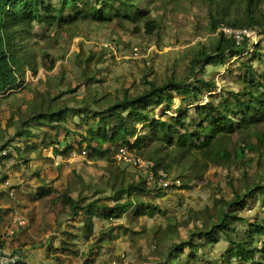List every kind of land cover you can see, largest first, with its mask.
<instances>
[{"label": "trees", "instance_id": "1", "mask_svg": "<svg viewBox=\"0 0 264 264\" xmlns=\"http://www.w3.org/2000/svg\"><path fill=\"white\" fill-rule=\"evenodd\" d=\"M155 1L161 3L164 0H0V95L23 83L25 67L36 71L35 50L29 40L37 26L47 28L54 23L73 25L85 19L100 22L118 18L143 21L145 32L152 34L159 25L155 18L149 17V5ZM215 1L218 8L214 14L219 16L211 18V21L216 38L207 46L193 51L187 73L181 79L174 73L160 81L143 76L142 88L136 92L125 89L108 100L93 98L91 103L73 109L64 107L51 111L53 97L41 99L33 102L23 116V127L16 130L17 137L28 141L30 137L38 136L30 128L29 121H33L36 130L42 131L43 126L54 129V140L47 141L48 133L44 131L41 145L43 148L57 145L58 154L76 150L79 154H87L91 160L105 161L113 167L115 155L121 147L127 146L136 155L152 161L155 174L161 169L171 177L169 170L175 163L182 165V172L200 178L210 164L219 166L221 160L231 159L223 144L237 133L242 144L237 146L233 157L243 160L245 152L253 150L243 136L264 124V74H257L246 61L238 62V69L242 71L237 81L240 87L226 91H219L215 82L197 75L204 72L207 65L222 64L229 69V65L245 57V53H255L257 47L253 50L247 48L248 37L236 43L217 29L223 24L264 33V0ZM204 91L207 100L202 103ZM216 91H219L217 96ZM71 112L78 117L76 125L83 129L73 133L61 127L66 131V140L73 135V139H79L74 141L76 147L66 142L60 150L56 140L60 129L58 121L67 119ZM258 140L261 142L263 139ZM39 147L35 142H27L23 150L18 146L14 149L21 153ZM6 149L5 154L0 151L1 158H11L10 148ZM240 164L246 165L245 162ZM111 167L107 169L108 176L103 179L111 180L112 187H115L107 196H99L101 190L95 185L87 194L83 192L89 190L86 185L72 194V188L57 191L46 184L37 187L33 196V199L46 198L48 209L55 219L61 209H66L69 217L80 223L81 230L73 236L87 241L91 239L89 255L95 254L92 246L99 248L97 244L109 239L117 227L122 228L112 224L113 220L124 215L129 218L130 214L136 217L164 214L165 208L151 200L144 201V197L153 194L162 198L169 189L187 187L181 178L184 176L171 177L173 181L179 180L180 184L173 183L163 189L148 183L147 178L136 169L134 172L137 175L129 178L124 169L117 166L114 170ZM195 177L192 176L193 179ZM242 177L243 193L235 191L231 201L218 200L219 221L212 222V218L202 215L197 217L201 225L191 230L186 240L172 246L164 264H232L230 259L239 264H264V216L259 221L248 222L238 214L247 200L256 195L264 204V170L253 177L243 173ZM94 218L107 220L110 224L105 230L95 231ZM244 222L243 237L233 234L237 224ZM221 239L228 243L222 257L208 260V244L218 243ZM1 245L0 242V249ZM59 249L66 255L78 254L76 244L68 240H61ZM93 261L92 258L89 261L85 258L86 264H93ZM16 264H25L21 256Z\"/></svg>", "mask_w": 264, "mask_h": 264}, {"label": "rangeland", "instance_id": "2", "mask_svg": "<svg viewBox=\"0 0 264 264\" xmlns=\"http://www.w3.org/2000/svg\"><path fill=\"white\" fill-rule=\"evenodd\" d=\"M149 7V17L155 18L159 24L152 34L145 32L143 21L118 18L100 22L85 19L73 25L54 23L47 28L36 27L29 40L35 50L36 71L25 67L23 83L0 95V151L10 148L11 152V158L0 156V180L5 177V181L0 182V190L5 188L8 196H14L27 186L36 190L41 184H46L57 191L72 188V194L85 185L89 188L83 191L86 194L93 190L94 185L101 190L99 196L113 192L115 186L112 187V181L103 179L108 176L107 169L111 167L105 161L91 160L87 154H79L76 150L58 154L57 145L43 148L41 141L44 131L48 133L47 141H52L54 129L43 126L42 131L36 130L33 121H29L32 125L30 128L38 136L26 141L17 137L16 130L23 127L21 121L31 104L41 99L53 97L51 111L64 107L73 109L91 103L93 98L108 100L125 89L136 92L142 88L143 76H147L148 80L160 81L173 73L180 79L186 75L193 51L207 46L216 38L211 21V18L219 16L214 14L218 8L216 1L164 0L150 3ZM248 40L249 50L257 47L254 54L245 53L240 61L232 59L234 62L229 65V69L222 64L207 65L205 71L197 76L215 82L219 91H226L238 90L240 87L237 81L242 71L238 69V62L246 61L257 74H264V33L256 31L253 38ZM133 48H137V59L132 58ZM219 91L214 92L216 96ZM206 95L204 91L202 103L206 102ZM156 112L158 114V109ZM71 113L67 119L58 121L60 129L56 133V140L59 141L60 150L66 142L76 147L74 141L79 139H73V135L66 140V131L61 127L73 133L83 129L75 123L77 115ZM243 137L253 147L252 151L245 152L243 160L233 157L237 146L242 144L235 133L223 144V148L231 154V159L221 160L219 166L210 164L200 178L182 172V165L174 163L169 170L171 177L184 176L181 178L185 181L181 180L187 187L169 189L162 198L153 194L143 198L144 201L160 204L165 208L164 214L155 213L138 218L130 214L129 219L136 218V223H129L126 215L113 220L112 224L124 229L121 232L118 229L112 231V237L97 244L99 248L92 246L94 255H89L92 243L80 237L73 239L78 256L56 253L62 238L61 232H76L77 221L69 217L66 209H61L58 222H55L48 211L46 198L36 204L16 206L19 210H15L13 217L6 220L5 231L14 234L15 229L20 232L29 226L39 233L38 239L29 244L44 246L45 256L47 243L55 244V249L48 252H54L57 256L52 257L50 263L42 256L35 264H41V259L43 264H86L85 258L88 261L92 258L93 264H164L172 246L186 240L189 232L201 225L197 217L202 215L212 218V222L219 221L218 200L231 201L235 191H245L243 173L251 177L263 173L264 124ZM258 138L263 140L260 142ZM27 142H35L40 147L16 152L15 146L23 150ZM240 162L246 165L242 166ZM117 166L124 169L129 178L137 175L133 167L122 162H115L111 168L115 170ZM10 190L13 195L9 194ZM238 212L248 222L259 221L264 216V204L256 195L249 198L244 209ZM14 218L24 219L25 224L14 225ZM94 222L95 231L105 230L110 224L102 219H95ZM245 228V222L242 225L238 223L233 234L243 237ZM208 245L212 246H207V250L202 249L207 253L210 250L209 259L205 257L216 260L222 257L228 243L221 239L218 243ZM230 262L239 264L235 259H230Z\"/></svg>", "mask_w": 264, "mask_h": 264}, {"label": "crops", "instance_id": "3", "mask_svg": "<svg viewBox=\"0 0 264 264\" xmlns=\"http://www.w3.org/2000/svg\"><path fill=\"white\" fill-rule=\"evenodd\" d=\"M27 187L25 189H23L24 191H20V193L18 191L14 196H8L5 188H1V190H0L2 192L0 194V242L2 244L1 250H3L4 252H7V253H16V252L19 253L21 256L22 262H24L25 264H35L34 262L38 261V259H40V257H42V256H43V258L48 260L50 263L51 258L57 256L56 254L54 255V252H50V251L48 252V250L55 249V247H54L55 244H53V242L47 243L48 248L46 250L47 252H46V256H45L44 246L40 247V246L36 245L35 243L29 244L31 241L38 239L39 233L37 231H34L33 229L29 228V226H26V228H24V230H22L20 232H18L15 229L16 227H14V229H15L14 230L15 233L13 232L14 234H10L8 231H7V233H8L7 234L5 231V229H6L5 223H7L6 220L11 219L13 217L12 214H13V212H15V210H19V207H16V206H19L20 204H27V203L36 204L40 200H42V199H33V196L35 195L36 190H34L30 187L29 188H27ZM5 199H8V200L6 201ZM48 211H49V209H48ZM49 213H50L51 217H53V220H55V222H58V215H57V219H55V217L53 216V214L50 211H49ZM133 215L134 214H131L130 216H133ZM136 218H138V217H136ZM136 218H133V219L128 218L129 223H136V221L134 220ZM95 219H99V218H94V220ZM94 220H93V222H94ZM105 221H107V220H105ZM76 223H77V226H76V228H77V227H79L80 223L78 221ZM14 225H16V224H14ZM94 227H95V222H94ZM116 229H118L119 232H121L122 228L120 229L117 227ZM77 230H79V228H77ZM94 230H95V228H94ZM67 231L68 230H65V232L64 231L61 232V236H62L61 240H68L69 242L72 241L71 243H75V242H73V239L74 238L76 239L77 237H74L73 234H76V232L71 233V232H69V231L67 232ZM89 241L91 242V239ZM56 249H57L56 253H59L58 255H60L61 251L59 249V246H57ZM76 256H78V254ZM39 261H41V264H43L42 259ZM84 262H85V260H84Z\"/></svg>", "mask_w": 264, "mask_h": 264}, {"label": "built area", "instance_id": "4", "mask_svg": "<svg viewBox=\"0 0 264 264\" xmlns=\"http://www.w3.org/2000/svg\"><path fill=\"white\" fill-rule=\"evenodd\" d=\"M217 30L223 32L227 38L233 39L236 43L242 42L244 37L252 39L256 33V30L251 28H234L225 26L223 24H221ZM133 50L134 56H132V58L137 59V48H133ZM6 152L7 149L2 151L3 154H5ZM133 152L134 151L130 150L127 146L121 147L118 153L115 155L116 162H122L127 165H130L131 167L136 169L140 174L146 177L148 183L156 184L157 187L165 189L173 183H175V185L180 184L179 180L173 181L164 170H157V173L155 174V171L153 169L154 163L150 160H146L136 155ZM9 194L13 195L11 190ZM13 224L23 225L25 224V221L22 218H14ZM19 259V253H7L0 249V264H16Z\"/></svg>", "mask_w": 264, "mask_h": 264}]
</instances>
